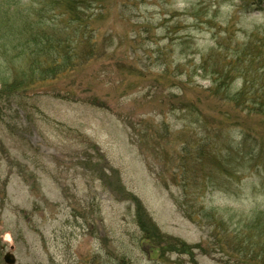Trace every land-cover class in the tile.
I'll use <instances>...</instances> for the list:
<instances>
[{
    "label": "rangeland",
    "instance_id": "374dc122",
    "mask_svg": "<svg viewBox=\"0 0 264 264\" xmlns=\"http://www.w3.org/2000/svg\"><path fill=\"white\" fill-rule=\"evenodd\" d=\"M82 9L74 68L16 92L0 31V264H261L264 114L210 89L264 85V0Z\"/></svg>",
    "mask_w": 264,
    "mask_h": 264
},
{
    "label": "trees",
    "instance_id": "16d2710c",
    "mask_svg": "<svg viewBox=\"0 0 264 264\" xmlns=\"http://www.w3.org/2000/svg\"><path fill=\"white\" fill-rule=\"evenodd\" d=\"M89 2L90 0H29L23 3V0H2L1 34L17 52L14 51L13 58L20 60V64L26 63V67H20V71H16L12 79L8 77L1 80L5 90L16 92L19 88L35 82L58 78L74 68V62L78 59L76 45L84 43L76 40L75 34L82 31L80 25L83 19L82 8ZM32 4L38 6V9H33L34 14L30 12V7L27 8ZM48 12L54 17H47ZM218 69L219 72L217 71L212 82L213 87L210 89L212 95H220L223 100L237 108L241 107L248 113L264 114V85L261 89L250 90L247 87V79L243 77L242 87L232 91L229 84L232 77L228 69L225 66L221 69L218 66ZM246 142L244 139L237 147L241 150L247 148ZM230 161L234 162L235 159L232 158ZM180 204L186 206V203ZM204 216L212 217L208 213H204ZM244 226L249 233H255L254 236L257 237L253 241L252 234L248 235L244 241L247 244L244 250L248 254L254 253L256 259L261 256V264H264V219L258 214Z\"/></svg>",
    "mask_w": 264,
    "mask_h": 264
},
{
    "label": "water",
    "instance_id": "95a60500",
    "mask_svg": "<svg viewBox=\"0 0 264 264\" xmlns=\"http://www.w3.org/2000/svg\"><path fill=\"white\" fill-rule=\"evenodd\" d=\"M3 261L5 264H15L16 258L13 253L6 252L3 256Z\"/></svg>",
    "mask_w": 264,
    "mask_h": 264
}]
</instances>
